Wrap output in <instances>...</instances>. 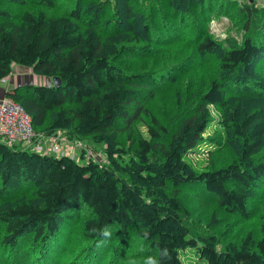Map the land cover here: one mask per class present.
Listing matches in <instances>:
<instances>
[{
	"label": "trees",
	"instance_id": "obj_1",
	"mask_svg": "<svg viewBox=\"0 0 264 264\" xmlns=\"http://www.w3.org/2000/svg\"><path fill=\"white\" fill-rule=\"evenodd\" d=\"M258 1L0 0V81L16 64L60 82L6 97L37 135L79 152L0 138V264H184L189 249L198 264H264V204L258 235L225 229L264 199ZM223 16L239 41L211 33ZM194 64L211 69L194 77ZM202 146L210 164L196 171L185 156ZM225 148L231 158L216 167ZM189 186L212 196L208 215L183 202Z\"/></svg>",
	"mask_w": 264,
	"mask_h": 264
},
{
	"label": "rangeland",
	"instance_id": "obj_2",
	"mask_svg": "<svg viewBox=\"0 0 264 264\" xmlns=\"http://www.w3.org/2000/svg\"><path fill=\"white\" fill-rule=\"evenodd\" d=\"M252 1V0H251ZM258 5L264 6V0H260L257 2ZM228 30H230V34H228ZM210 31L211 33L218 39V40H224L227 38L228 35H230L231 38L240 40L241 38V33H238V29L235 26H232V23L228 20L227 17H222L220 19H215L212 20L210 23ZM19 66V65H15ZM22 68H27V67H22ZM208 68V69H207ZM211 67H198L197 65L194 64L192 68H190L189 72L194 73V77L200 76L197 74V72H201L204 70V72H208ZM24 70V69H23ZM27 70H31L28 68ZM31 73L32 70L30 71ZM185 73V72H182ZM34 74V73H33ZM35 77L37 78L38 82H34V84H39L43 83V79H46L47 82L46 84H40V85H50L52 80L44 78V77H39L38 75L35 74ZM43 78V79H42ZM34 80L31 79V84L33 83L32 81ZM41 80V81H39ZM161 102L162 101H155L152 103V107H155V110L158 112L159 108H161ZM184 111L182 109L181 113ZM213 117L217 116V113L215 110L212 111ZM161 118H164L165 114L160 113L159 115ZM214 129V124L209 128L207 131L206 135H211L213 133ZM213 135V134H212ZM68 150V151H67ZM66 151L64 152H69L70 154L68 156L73 157L74 160H79V152L75 150L74 147L71 148L69 146ZM209 149L206 148L205 146L199 147L195 149V151L188 153L185 156V161L196 171H202L207 169V167L210 164V160L208 158L209 155ZM94 158H99L103 159V155L101 153H96L91 151ZM214 158L217 159V162H215L216 167H222L226 165L231 158V150L225 148V150L220 151L214 155ZM180 192L182 193V199L187 208L193 213L194 215H201V216H206L210 213L213 207V201H212V196L207 194L204 190L196 187V186H189V187H184L180 188ZM264 204V199L259 200L257 204H251L252 205V218L249 221L243 222L240 220H236V218H231L234 222L230 225L225 226V229L229 231V233H233L232 235L233 238H238L239 235H244L246 232L252 233V235H258V228H259V222L258 220L256 221V217L259 215L260 210L262 207L261 205ZM225 222V219H224ZM222 222V223H224ZM229 224V223H228ZM222 226H224L222 224ZM221 226V227H222ZM220 228V227H219ZM238 234V235H237ZM182 259L184 264H198L197 256L194 252V250L189 249L186 252L182 253Z\"/></svg>",
	"mask_w": 264,
	"mask_h": 264
},
{
	"label": "built area",
	"instance_id": "obj_3",
	"mask_svg": "<svg viewBox=\"0 0 264 264\" xmlns=\"http://www.w3.org/2000/svg\"><path fill=\"white\" fill-rule=\"evenodd\" d=\"M0 138L8 144L33 145L36 152L58 156H68L69 152L59 146V143L66 142L60 134L44 137L37 135L31 125V117L22 106L10 98H3L0 101ZM36 140V142L34 141ZM47 145H44L47 143ZM79 145V144H77ZM93 156L87 153V158ZM73 159L72 155L69 156Z\"/></svg>",
	"mask_w": 264,
	"mask_h": 264
},
{
	"label": "crops",
	"instance_id": "obj_4",
	"mask_svg": "<svg viewBox=\"0 0 264 264\" xmlns=\"http://www.w3.org/2000/svg\"><path fill=\"white\" fill-rule=\"evenodd\" d=\"M15 65L16 64L12 65L11 73L5 79L0 81V101L3 98H6V93L13 90L14 88L21 86V85H25V84H31V79H33V77H34V80L32 81L33 82L32 85H36L34 84V82H38L37 78L35 77V74L30 72L31 70H27L28 68H22V66L17 67ZM42 81L43 83H39L37 85L46 84L47 82L46 79H43ZM47 144L48 142L45 143L44 145H47ZM22 145L26 146L24 144ZM59 146L64 150H67V148L69 147V145L67 144V141L59 143Z\"/></svg>",
	"mask_w": 264,
	"mask_h": 264
},
{
	"label": "water",
	"instance_id": "obj_5",
	"mask_svg": "<svg viewBox=\"0 0 264 264\" xmlns=\"http://www.w3.org/2000/svg\"><path fill=\"white\" fill-rule=\"evenodd\" d=\"M59 79L58 78H52V84L54 87H58L59 86Z\"/></svg>",
	"mask_w": 264,
	"mask_h": 264
}]
</instances>
